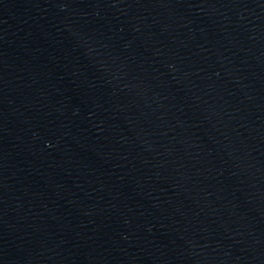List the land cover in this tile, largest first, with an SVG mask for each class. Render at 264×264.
<instances>
[{"label":"water","instance_id":"obj_1","mask_svg":"<svg viewBox=\"0 0 264 264\" xmlns=\"http://www.w3.org/2000/svg\"><path fill=\"white\" fill-rule=\"evenodd\" d=\"M0 264H264V0H0Z\"/></svg>","mask_w":264,"mask_h":264}]
</instances>
